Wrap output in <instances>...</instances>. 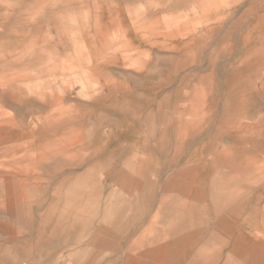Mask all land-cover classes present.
Masks as SVG:
<instances>
[{
	"label": "rangeland",
	"instance_id": "374dc122",
	"mask_svg": "<svg viewBox=\"0 0 264 264\" xmlns=\"http://www.w3.org/2000/svg\"><path fill=\"white\" fill-rule=\"evenodd\" d=\"M0 264H264V0H0Z\"/></svg>",
	"mask_w": 264,
	"mask_h": 264
}]
</instances>
